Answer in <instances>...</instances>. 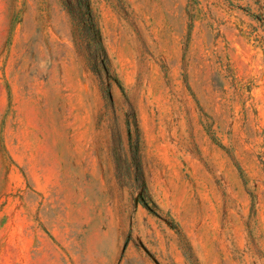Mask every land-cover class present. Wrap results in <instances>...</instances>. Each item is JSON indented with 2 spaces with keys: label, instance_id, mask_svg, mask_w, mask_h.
<instances>
[{
  "label": "rangeland",
  "instance_id": "obj_1",
  "mask_svg": "<svg viewBox=\"0 0 264 264\" xmlns=\"http://www.w3.org/2000/svg\"><path fill=\"white\" fill-rule=\"evenodd\" d=\"M92 1L119 84L0 0V264H264V0Z\"/></svg>",
  "mask_w": 264,
  "mask_h": 264
},
{
  "label": "trees",
  "instance_id": "obj_2",
  "mask_svg": "<svg viewBox=\"0 0 264 264\" xmlns=\"http://www.w3.org/2000/svg\"><path fill=\"white\" fill-rule=\"evenodd\" d=\"M59 2L70 19L75 47L83 56L87 68L95 76H106L119 84L104 46L99 14L93 5V1L59 0ZM169 222L183 244V253L186 259L190 264H198L193 249L185 235L180 231L179 225L171 218Z\"/></svg>",
  "mask_w": 264,
  "mask_h": 264
},
{
  "label": "bare ground",
  "instance_id": "obj_3",
  "mask_svg": "<svg viewBox=\"0 0 264 264\" xmlns=\"http://www.w3.org/2000/svg\"><path fill=\"white\" fill-rule=\"evenodd\" d=\"M127 48H128V47H127ZM127 48H126V49H127ZM129 50H130V49H129ZM127 51H128V50H127Z\"/></svg>",
  "mask_w": 264,
  "mask_h": 264
}]
</instances>
